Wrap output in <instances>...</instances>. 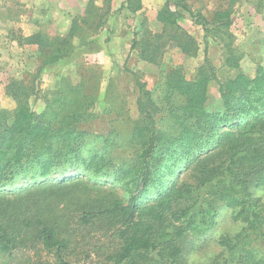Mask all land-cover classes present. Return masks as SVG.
<instances>
[{
    "label": "trees",
    "instance_id": "1",
    "mask_svg": "<svg viewBox=\"0 0 264 264\" xmlns=\"http://www.w3.org/2000/svg\"><path fill=\"white\" fill-rule=\"evenodd\" d=\"M112 2L107 0L108 13ZM182 10L204 28L208 38L212 32L210 22L185 0H166L157 18L175 29L178 45L186 54L196 55V40L179 25L184 17ZM231 13L230 8L217 12V25L228 29ZM91 15L88 9L87 16H75L70 31L55 36L51 41L54 48L46 55L45 34L23 37L25 43L37 44L44 57L29 78H11L8 82L7 94L15 108L9 111L0 107V259L8 256L11 262L15 252L30 241L35 247L42 244L57 256L55 263L35 264H74L72 257L84 251L86 243L96 235L116 239L109 251L99 249L105 255L102 264H152L157 257L159 261L167 259L168 264H186V241L167 237L182 238L199 213L205 214L208 225H216L218 210L211 203L204 204L200 190L225 180L222 189L214 191L215 201L232 208L233 218L243 222L248 232L263 236L264 201L253 197L250 190L253 186L264 187V67H259L255 76L239 70L240 57L230 48L225 65L238 72L226 80H222L207 54L195 79H187L181 70L170 74L168 89L182 100L169 105L173 123L169 133L157 126L145 97L146 85L137 78V107L148 123L135 128L134 138L141 150L134 163L118 167L111 181L123 183V193L117 192L115 184L101 189L100 182L92 178L77 179L73 174L52 177L67 170H63L61 159L70 154H75L85 168L84 174H103L109 167L108 158L100 153L83 160L79 147L74 145L83 134L74 126L81 116L73 111L74 104L62 97L53 102L42 100L38 81L48 65L73 59V41L80 25L88 22ZM105 22L100 17L95 29ZM85 45L90 51L99 48L97 39ZM136 46L135 37L132 48ZM148 48L142 49L143 57L156 62ZM212 83L218 85L222 105L221 110L213 112L207 108ZM40 101L43 105L39 110L34 105ZM206 153L208 160L213 154L224 155L225 160L223 165L211 167L205 162L200 167V186L195 194L194 187L181 181V176ZM159 161L163 168L158 169ZM22 180L25 182L19 184ZM3 190H13V194ZM170 226L174 230L168 233L165 229ZM221 242L228 250L239 248V241L223 237ZM238 262L264 264V259L252 248H244Z\"/></svg>",
    "mask_w": 264,
    "mask_h": 264
},
{
    "label": "rangeland",
    "instance_id": "2",
    "mask_svg": "<svg viewBox=\"0 0 264 264\" xmlns=\"http://www.w3.org/2000/svg\"><path fill=\"white\" fill-rule=\"evenodd\" d=\"M79 1L81 6L75 16H87L89 9L92 17L80 25L71 50L73 59L52 63L40 73V96L42 100L51 102L62 97L74 104L73 111L81 116V120L74 126L83 133L78 136L74 145L79 147L83 160L92 153L105 155L109 160V167L103 174H84L85 168L81 166L75 154H70L61 159L63 170H67L53 174L52 177L57 179L73 174L77 175V179L92 178L100 182L98 185L101 189H110L109 185L115 184L117 192L123 193L125 185L111 181H114L118 167H128L134 163L141 150L137 138H134L135 128L148 123L137 107L140 95L137 78L146 85L145 97L150 102L157 126L167 133L172 132L169 105L182 100L168 89L167 80L174 70H181L187 79L193 80L198 76L207 54L217 67L222 80H226L238 72L237 69H230L225 65L227 48L240 57L239 70L255 76L258 68L264 67V0H185L193 11L202 13L208 19L212 28L206 38L204 28L196 24L189 13L182 10L184 17L179 20V25L196 40V55L186 54L178 45L175 29L158 20V12L166 0H113L112 11L109 13L107 0H93L92 6L91 0ZM27 3H34V0H10L9 4H0L4 7L0 8V42L3 45L10 44L4 39L7 33L16 36L19 46L27 44L23 33L29 31V27H19V24L26 22L23 18L29 13ZM122 4L124 8L121 9ZM172 8L175 9V6L172 5ZM228 8L232 12V23L226 29L217 25L215 14ZM100 17L105 18L106 22L97 30L95 27ZM57 35L63 36L46 34L48 38L43 40L47 51L45 55L53 50L51 41ZM135 37L137 46L133 49ZM90 39H97V50L90 51L86 47V41ZM145 47H149L150 53L155 55L153 57L157 59L156 62L143 57L142 49ZM43 54L34 49L22 51L17 45L0 52V62L6 63L0 67V107L9 111L15 108L14 100L7 94L8 82L11 78L25 79L33 75L41 64ZM9 59L14 60L15 64L8 62ZM42 105L43 101H40L34 107L40 110ZM221 107L218 85L212 83L207 108L213 112L221 110ZM51 118L55 119V122L58 120L53 115ZM208 155L206 153L199 156L190 170L181 176V181L194 187L195 194L198 193L196 188L200 186V167H203L205 162L211 167L223 165L225 160L224 155L214 156L215 154L208 160ZM79 159L83 162L82 158ZM160 162L157 163L158 169L163 168ZM24 182L22 180L19 184ZM226 183L227 180L208 187L201 186L200 190L204 204L211 203L218 210L216 225H208L205 214L199 213L182 238L176 239L172 235L167 237L171 241H186L183 244L186 247V264H238L244 248H252L264 259V235L258 236L248 232L243 222L233 218L232 208L223 202L215 201L214 191L221 190ZM250 191L253 197L264 201V187L253 186ZM5 192L13 194V190ZM173 230L171 226L165 229L168 233ZM93 237L86 243L84 251L79 250L78 254L72 257L74 264H102L105 261V255L99 249L109 251L114 247L116 239L112 236ZM223 237L233 242L239 241V248L228 250L222 245ZM15 254L11 262L8 256L2 257L0 264L57 262L54 251L44 248L42 244L35 247L30 241L28 246H24ZM152 264H168V261H159L157 257Z\"/></svg>",
    "mask_w": 264,
    "mask_h": 264
},
{
    "label": "crops",
    "instance_id": "3",
    "mask_svg": "<svg viewBox=\"0 0 264 264\" xmlns=\"http://www.w3.org/2000/svg\"><path fill=\"white\" fill-rule=\"evenodd\" d=\"M9 1L10 0H0V4H9ZM43 2L34 0V3H27L26 8H28V10L26 8L25 10L29 11V13L27 12V15H25L23 18V20H25L26 22L25 24H19V27H29V31L23 33L24 36L28 37L42 33L49 36L56 34L66 35L72 27L75 13L78 12L79 7L81 6L80 1L43 0ZM2 6L3 5H1L0 8ZM4 39L7 43L10 44L5 46L2 42H0V45H3L2 47L0 46V52L6 50L8 47H10L11 49L14 48V45H17V48L25 52L28 49H34L39 52V46L37 44H24V46H19L18 40H16V36L10 35L9 33L4 36ZM25 58L27 59V57ZM8 62H10L11 64H15V61L11 59H9ZM5 64V62H0V67H3Z\"/></svg>",
    "mask_w": 264,
    "mask_h": 264
}]
</instances>
